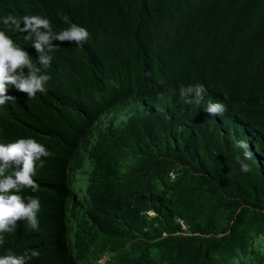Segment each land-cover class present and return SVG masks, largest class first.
<instances>
[{"label": "trees", "instance_id": "1", "mask_svg": "<svg viewBox=\"0 0 264 264\" xmlns=\"http://www.w3.org/2000/svg\"><path fill=\"white\" fill-rule=\"evenodd\" d=\"M9 15L47 18L54 33L76 24L90 36L80 46L52 41L51 66L37 65L51 77L45 92L28 97L8 86L16 99L0 106V143L32 138L51 155L36 162L38 190L19 193L39 199L38 229L17 221L0 234V257L264 264V0H0V31L25 44L3 24ZM23 49L38 60L34 47ZM197 83L206 94L186 103L181 90ZM213 102L226 111H202ZM103 113L127 116L101 128ZM77 147L88 158L92 205L89 222L68 232L63 200L67 164L81 167Z\"/></svg>", "mask_w": 264, "mask_h": 264}, {"label": "clouds", "instance_id": "2", "mask_svg": "<svg viewBox=\"0 0 264 264\" xmlns=\"http://www.w3.org/2000/svg\"><path fill=\"white\" fill-rule=\"evenodd\" d=\"M64 20L67 22L68 18L64 17ZM21 22H23V28L20 27ZM3 24L5 26H14V29L23 32L25 44H15L5 34V31H0V106L16 99L7 94L9 85L19 92L26 93L28 97H34L37 92L43 93L46 91L45 85L51 77L46 73H41V67L37 65L42 66L44 69L51 66L52 57L49 53L56 47L52 44V41H74L77 46H80L90 36L87 29L76 24H72L69 28L59 33H54L50 21L47 18L39 16H24L21 20L9 15L3 19ZM24 46L34 47L39 54L38 60L35 63L28 52L23 49ZM25 69H27V74H25ZM151 69L152 76L156 79L158 72L155 60L152 62ZM206 92L207 89H205L204 85L197 83L194 86L182 89L181 95L186 97V103H192V97L198 103L203 99ZM157 104L161 107L159 98L157 99ZM202 111L207 112L210 116L221 115L226 111V105L221 102H213L203 105ZM125 116L127 115L111 119L110 117H105L103 113L97 117V122L101 124V128L106 127L110 120L114 124L119 125L121 123L120 120L124 119ZM236 147L244 150L243 156L245 160L253 158L252 152L249 151V144L246 141L238 138ZM74 154H76L79 164L81 163V167L72 166L73 159H70L72 161H69L67 164L70 191L68 190L63 200V220L65 212L68 232L76 228L77 222H89L88 211L92 205L89 196L84 191L86 185L84 184L80 188H75L73 185L75 174L81 173L85 164H88L87 155L81 148L79 150L78 147ZM50 155L51 153L42 144L32 138H21L7 145L0 143V234L14 232L17 221L20 220H26L32 229H38L37 213L40 210L39 199L29 197L28 201L25 202L19 193L24 188H31L33 192L38 190V185L33 179V176L36 174V162L40 161V167H42L43 161L41 157H48ZM236 159L241 164L242 172L247 173L252 171L249 164L240 161L239 157ZM9 169H12V171L9 172ZM81 193H83V197L80 196ZM146 213L147 215H152L153 211L147 209ZM70 238L72 240L71 233ZM3 243L4 237L0 235V245ZM39 255L37 251H32L31 253V257H38ZM103 256H106L107 259V255H102L97 260L100 264H103L106 260L99 261ZM31 257L25 255L16 256L9 253L0 257V264H26V260Z\"/></svg>", "mask_w": 264, "mask_h": 264}, {"label": "rangeland", "instance_id": "3", "mask_svg": "<svg viewBox=\"0 0 264 264\" xmlns=\"http://www.w3.org/2000/svg\"><path fill=\"white\" fill-rule=\"evenodd\" d=\"M88 168H89L88 164H85L82 172L81 173L78 172L75 174V180H74V184H73L75 188H80L84 184L86 185V176H85L86 173L85 172L88 170ZM84 191H85V187H84ZM80 196L83 197V193H81ZM92 233H93V229L91 228L90 234L92 235ZM104 259H106V256H103L99 261L102 262ZM79 264H100V263L97 260H94L91 256H87Z\"/></svg>", "mask_w": 264, "mask_h": 264}]
</instances>
